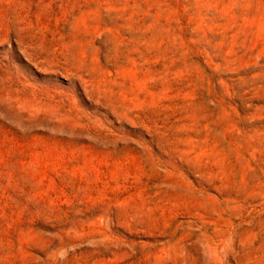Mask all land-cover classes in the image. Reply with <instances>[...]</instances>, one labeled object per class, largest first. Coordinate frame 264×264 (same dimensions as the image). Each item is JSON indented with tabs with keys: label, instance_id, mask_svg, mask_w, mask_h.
<instances>
[{
	"label": "rangeland",
	"instance_id": "1",
	"mask_svg": "<svg viewBox=\"0 0 264 264\" xmlns=\"http://www.w3.org/2000/svg\"><path fill=\"white\" fill-rule=\"evenodd\" d=\"M0 264H264V0H0Z\"/></svg>",
	"mask_w": 264,
	"mask_h": 264
}]
</instances>
